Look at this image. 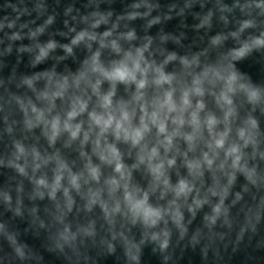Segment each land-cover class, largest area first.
Wrapping results in <instances>:
<instances>
[{
    "label": "clouds",
    "instance_id": "1",
    "mask_svg": "<svg viewBox=\"0 0 264 264\" xmlns=\"http://www.w3.org/2000/svg\"><path fill=\"white\" fill-rule=\"evenodd\" d=\"M148 255L264 264V0H0V264Z\"/></svg>",
    "mask_w": 264,
    "mask_h": 264
},
{
    "label": "water",
    "instance_id": "2",
    "mask_svg": "<svg viewBox=\"0 0 264 264\" xmlns=\"http://www.w3.org/2000/svg\"><path fill=\"white\" fill-rule=\"evenodd\" d=\"M245 68L247 70L253 72L254 75H258L259 74V66H257V65H253V66L245 65ZM146 260L151 261V264H157V262L155 261V258L151 257L150 255L146 256Z\"/></svg>",
    "mask_w": 264,
    "mask_h": 264
}]
</instances>
